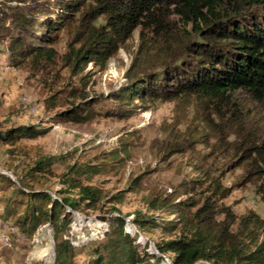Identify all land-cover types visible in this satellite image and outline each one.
<instances>
[{
	"label": "trees",
	"instance_id": "obj_1",
	"mask_svg": "<svg viewBox=\"0 0 264 264\" xmlns=\"http://www.w3.org/2000/svg\"><path fill=\"white\" fill-rule=\"evenodd\" d=\"M13 2L17 6L11 7ZM173 6L183 16L182 21L191 25L181 47L174 48L173 42H167L168 46L164 45L161 51L145 59L142 53H136L125 74L126 82L106 98L113 101L112 108L99 107L100 98L89 99L87 82L76 84L73 77L94 60H109L115 55L118 44L137 28L141 29V38L145 41L146 28L160 25ZM78 11H82L80 27L84 25L86 29L83 45L75 48L70 44L62 52L55 45L61 39L62 30L76 21ZM88 15L94 19L104 15L107 22L102 26H90V21L86 20ZM0 31V37L10 40L8 48L13 64L29 66V77L38 75L40 84L44 83L51 90L44 101L45 109L52 111L62 107L63 101L72 104L56 113L55 121L59 123H86L98 115L130 117L137 111L132 106L137 98L144 102L166 101L177 96L202 94L229 99L233 93L247 90L256 99L264 100V0H0ZM100 46L103 49L97 50ZM143 53L146 55L147 51ZM61 67L70 70V78L63 80ZM61 82L64 83L62 87L58 86ZM260 127L256 140L241 147L242 155L235 163L245 170L241 185L254 183L264 201L262 123ZM47 131L37 124L14 126L0 131V143L15 146L23 139H35ZM242 132L245 133L246 128ZM242 132L243 138L253 136L252 132ZM194 142L173 136L167 147L172 152L186 153L194 150ZM67 157L69 154L45 156L22 175L14 171L20 184L0 174V190L12 189L4 198L0 220L11 222L17 230L29 235L51 223L52 264H78L76 247L65 237L70 233L72 222L68 208L83 212L98 210L107 203L121 202L125 196V192H120L107 198L104 189L91 182L93 176L104 171L103 167L79 159L59 174L62 188L57 191L58 196L46 190H25V181L39 179L47 173L54 175L51 166ZM200 161L196 169L204 177L179 185L182 190L177 197L189 195L186 200L160 195L150 201L153 209L180 215L178 223L166 226L171 231L181 225L179 236L156 244L157 248L163 254L173 253L174 264H195L200 260L211 264H264V240H260L264 219L253 212L237 216L230 207L224 206L221 200L228 195L229 189L224 188L221 177L226 169L210 168ZM140 182L141 176L134 178L130 189H136ZM206 183L209 186L205 188ZM23 206L20 214L19 207ZM112 209L120 211L116 206ZM220 215L224 218L218 220ZM133 222L141 230L155 223L148 221L141 212ZM126 224L124 218L116 216L97 256L80 264H155L156 256L146 249L139 250L137 236L126 231ZM235 224L237 231H233ZM246 237L250 238L249 242ZM51 259L45 258L47 262ZM160 259L163 260L157 257L156 263Z\"/></svg>",
	"mask_w": 264,
	"mask_h": 264
},
{
	"label": "rangeland",
	"instance_id": "obj_2",
	"mask_svg": "<svg viewBox=\"0 0 264 264\" xmlns=\"http://www.w3.org/2000/svg\"><path fill=\"white\" fill-rule=\"evenodd\" d=\"M10 6L17 5L13 2ZM174 9V6L170 8L160 25L146 28L145 41L141 38V29L137 28L118 44L115 55L109 60H94L83 72L73 77L76 84L87 82L89 99L100 98L99 107L112 108L113 101L106 98L126 82L125 74L136 53H142V59H145L161 51L164 45L168 46L167 42H173L174 48L181 47L180 43L189 34L191 25L183 22V16ZM82 11L76 13V21L70 27L62 30L61 39L55 45L58 50L63 52L71 45L75 48L83 45L82 37L86 29L84 25L80 27ZM92 17L88 15L86 18L90 26H102L107 22L104 15L96 19ZM79 31L81 34H78ZM9 41L8 38L0 37V50L6 55L9 64L7 70H0V131L29 124H37L48 131L35 139H23L15 146L0 143V170L12 172L16 183L20 184L14 171L22 175L40 158L69 154V157L51 166L54 175L47 173L39 179L25 181V190H46L58 196L57 191L62 188L59 174L66 172L79 159L103 167L104 171L93 176L91 182L102 187L107 198L125 192L121 202L115 205L107 203L98 210L83 212L68 208L72 222L70 233L65 237H69L76 247L75 260L78 264L87 263L97 256L98 248L102 249V243L107 240L116 216L126 220V231L131 236H137L139 250L142 252L146 249L156 256L153 263L174 264L173 253L163 254L156 244L179 236L181 225L171 231L166 226L178 223L180 215L164 209H153L150 201L160 195L177 197L182 190L179 189L182 182L203 178L196 169L200 160L210 168L226 169L225 175L221 177L222 185L229 189L228 195L221 200L224 206L230 207L237 216L253 212L264 219V201L257 193V186L252 182L241 185L245 170L235 163L242 155L241 147L256 140L261 123L264 126V100L256 99L247 90H239L229 99L209 98L202 94L177 96L166 101L144 102L137 98L132 104L137 111L130 117L98 115L86 123H59L55 121L56 113L70 108L72 104L63 101L64 106L46 110L44 101L51 90L44 83L40 84L38 75L29 77V66L13 64ZM145 51L146 55L143 53ZM60 71L64 75L63 80L71 77L70 70L61 67ZM63 84L61 82L58 86L62 87ZM35 105L44 108L39 116L30 113L31 107ZM245 128L253 136L243 138L241 132ZM173 136L194 140V150L172 152L167 144ZM138 176H141L140 185L134 190L130 189L131 182ZM204 186L206 188L209 183ZM11 191L0 190V210L4 206L5 196ZM188 196L182 194L176 199L186 200ZM112 206L120 211L112 209ZM23 211L24 206L19 207L20 214ZM139 212L155 223L145 230L139 229L133 222ZM223 218L224 215L218 216V220ZM11 221L14 222L13 219ZM46 225L40 226L33 235L19 228L15 231L4 230L0 234V258L5 264H52L53 229ZM233 231H237V224L233 226ZM3 235L10 237L9 244H5ZM249 239L246 237V242ZM260 240H264V232ZM157 257L163 260L156 263ZM45 258L52 259L47 262ZM195 264L211 263L200 260Z\"/></svg>",
	"mask_w": 264,
	"mask_h": 264
},
{
	"label": "built area",
	"instance_id": "obj_3",
	"mask_svg": "<svg viewBox=\"0 0 264 264\" xmlns=\"http://www.w3.org/2000/svg\"><path fill=\"white\" fill-rule=\"evenodd\" d=\"M1 48V46H0ZM9 68V64L6 61V55L3 54V52L0 50V70H7ZM44 111V108L41 106H33L30 109V113L33 116H39ZM4 230H11L15 231L16 227L8 222L0 220V234H3L2 232ZM2 239L4 240L5 244H9L10 237L7 235H3ZM0 264H5V262L0 258Z\"/></svg>",
	"mask_w": 264,
	"mask_h": 264
},
{
	"label": "water",
	"instance_id": "obj_4",
	"mask_svg": "<svg viewBox=\"0 0 264 264\" xmlns=\"http://www.w3.org/2000/svg\"><path fill=\"white\" fill-rule=\"evenodd\" d=\"M0 173L8 174V175L11 176V178H12L14 181H16L15 175H14L12 172H10V171H1V170H0ZM46 226H48L49 229L52 228V224H51V223L47 224Z\"/></svg>",
	"mask_w": 264,
	"mask_h": 264
},
{
	"label": "bare ground",
	"instance_id": "obj_5",
	"mask_svg": "<svg viewBox=\"0 0 264 264\" xmlns=\"http://www.w3.org/2000/svg\"><path fill=\"white\" fill-rule=\"evenodd\" d=\"M37 243H39V242H37Z\"/></svg>",
	"mask_w": 264,
	"mask_h": 264
}]
</instances>
